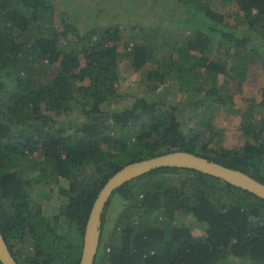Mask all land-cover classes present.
I'll return each mask as SVG.
<instances>
[{
    "label": "trees",
    "instance_id": "obj_1",
    "mask_svg": "<svg viewBox=\"0 0 264 264\" xmlns=\"http://www.w3.org/2000/svg\"><path fill=\"white\" fill-rule=\"evenodd\" d=\"M153 1H176L177 12L166 26L131 27L120 51L119 26L62 17L58 30L49 0H0V232L18 264H78L98 191L133 161L188 151L264 183V88L258 102H234L247 65H264V0ZM148 62L143 93L119 94L120 66ZM168 78L195 95L185 122L163 98L170 86L146 95ZM221 112L239 117L241 145H222ZM52 196L58 212L47 217L41 200ZM179 212L195 224L176 223ZM100 230L94 264H264V199L194 169L161 167L117 187Z\"/></svg>",
    "mask_w": 264,
    "mask_h": 264
},
{
    "label": "rangeland",
    "instance_id": "obj_2",
    "mask_svg": "<svg viewBox=\"0 0 264 264\" xmlns=\"http://www.w3.org/2000/svg\"><path fill=\"white\" fill-rule=\"evenodd\" d=\"M170 1V0H169ZM52 6L55 7V26L58 30H62V17H67L68 23H77L82 28H89L97 26L99 28H106V26H119L121 29L122 37L120 39V51L124 49L125 42L128 39V34L131 33L130 28L142 25L145 27H153L157 24L166 26L165 16L166 13L177 12L178 2L173 7L163 6V4L156 3L153 0H49ZM93 26H92V25ZM175 27V26H173ZM134 30H132L133 32ZM124 51V50H123ZM156 67V63L148 62L142 67V71L132 72L126 69L124 66L121 68V76L119 79L118 90L119 94L130 92L134 95L140 96L144 90L142 85V75L148 69ZM229 79V76L227 77ZM221 81L224 79L223 75H220ZM173 79L168 78L164 84L160 85L154 90L146 92L149 98H158L166 86H170L164 91L163 98L170 104L179 110V118L181 122H185L187 118H190L188 114L193 113V107L190 105L191 100L194 99L192 92H181L177 89ZM264 88V65L260 63H250L247 65L246 77L242 83V93L235 96L234 102L237 106L242 101L245 102H258L261 98V90ZM78 113L60 114L57 116V121L60 123L73 120ZM193 115V114H191ZM217 128L224 129V137L222 145L225 148H231L241 145L245 138L244 135L238 129V116H229L219 113L216 118ZM192 123L189 122V126ZM61 185L65 186L66 181L62 180ZM39 187L36 186V189ZM36 191V190H35ZM35 198H39L36 196ZM43 214L45 216H51L58 212V200L55 196L45 198L41 200ZM121 199L115 195L109 206V213L107 215V221L104 226L105 232L102 238L107 241L111 234V226L113 222V215L111 212L119 211ZM175 222L178 224H195L194 219L190 215L184 213H177L175 215ZM204 225V224H201ZM199 233L200 230L196 229ZM99 249V247H98ZM30 252V249H28ZM98 252V251H97Z\"/></svg>",
    "mask_w": 264,
    "mask_h": 264
},
{
    "label": "water",
    "instance_id": "obj_3",
    "mask_svg": "<svg viewBox=\"0 0 264 264\" xmlns=\"http://www.w3.org/2000/svg\"><path fill=\"white\" fill-rule=\"evenodd\" d=\"M161 167H179L204 172L264 199V183L241 170L224 166L188 151H170L127 163L111 175L97 193L86 221L78 264H94L101 237V214L113 191L125 182ZM0 262L2 264H18L9 251L8 244L1 232Z\"/></svg>",
    "mask_w": 264,
    "mask_h": 264
}]
</instances>
